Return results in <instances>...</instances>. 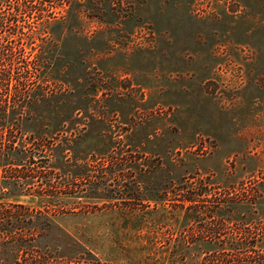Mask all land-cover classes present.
<instances>
[{
    "label": "rangeland",
    "instance_id": "obj_1",
    "mask_svg": "<svg viewBox=\"0 0 264 264\" xmlns=\"http://www.w3.org/2000/svg\"><path fill=\"white\" fill-rule=\"evenodd\" d=\"M40 1L0 0V264H264V0Z\"/></svg>",
    "mask_w": 264,
    "mask_h": 264
},
{
    "label": "trees",
    "instance_id": "obj_2",
    "mask_svg": "<svg viewBox=\"0 0 264 264\" xmlns=\"http://www.w3.org/2000/svg\"><path fill=\"white\" fill-rule=\"evenodd\" d=\"M50 0H41L40 2H39V4L36 6V8H37V10H40V11H43V7H45L46 6V4L49 2ZM67 1V3H72V1H74V0H66ZM27 8L29 7L30 9L32 8V6L34 7V4L32 3V0H26V3L24 4ZM19 8H17V10H18ZM16 16H15V14H12L11 15V18H10V20H11V22H14L15 21V25L17 26V24H16V18H15ZM52 17V16H51ZM50 16L49 17H47V18H45L44 20L42 19V20H40L41 21V24H42V26H44V28L45 27H47V24H49V23H51L52 21H54V18H51ZM54 17V16H53ZM15 28V27H14ZM15 32H16V28H15V30H14ZM14 32V33H15ZM12 34H13V32H11ZM11 34V35H12ZM36 34V31L32 28V30L29 32V34H28V37L29 38H31V37H33L34 35ZM43 59L44 58H42V59H40L39 60V63H38V67H37V73H38V75H40V72H41V75H40V77L42 76V70H43V68L44 67H46L45 65H46V62L45 61H43ZM11 66H12V64H10L9 66H4V67H0V90H3V89H5V90H9V89H12V87H13V85H15V84H9V82H8V80H10V78H11ZM16 86H18V87H16ZM15 87L16 88H14V93H16V94H18L19 93V95H23V97H24V99H25V97H26V95H27V93H28V90L27 89H25V88H19L20 86L18 85V84H16L15 85ZM10 103H9V101H3V102H0V107H1V109L3 108V110H5L6 108H7V106L9 105ZM3 113V112H2ZM244 259L245 258H242V257H237V259L236 260H234V261H237V262H244ZM245 261H247V260H245Z\"/></svg>",
    "mask_w": 264,
    "mask_h": 264
}]
</instances>
